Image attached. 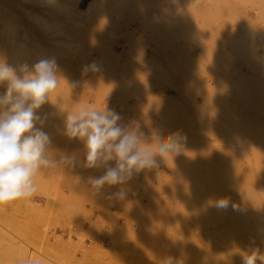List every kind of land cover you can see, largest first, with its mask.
<instances>
[{
  "label": "rangeland",
  "instance_id": "obj_1",
  "mask_svg": "<svg viewBox=\"0 0 264 264\" xmlns=\"http://www.w3.org/2000/svg\"><path fill=\"white\" fill-rule=\"evenodd\" d=\"M73 4L16 0L5 33L0 28V53L3 50L6 61L17 66L30 57L29 50L68 52L64 60L55 59L60 73L68 77L66 92H53L37 110L46 117L42 127L51 137L46 155L85 160L84 141L70 139L63 131L66 115L81 106L115 109L121 124L142 132L141 148L157 152L161 138L176 133L181 143L173 152H157L156 166L133 172L123 185H105L99 191L92 190L89 177L103 175L105 164L39 170L31 197L0 204V264H28L30 254L45 264H163V255L175 244L192 250L199 245L206 264L236 263L249 244L263 255L264 198L261 205L248 192L260 191L255 196L264 197V178L255 176L260 183L251 177L249 183L258 181L259 186L247 181L248 195L238 190L237 199L231 196L238 178L232 180V174L226 175V190L217 185L220 189L213 190L214 185L209 193L200 191L202 196L189 194L210 199V204L199 201L203 208L196 200L201 211L189 205L187 190L180 185L177 189V180L185 157L191 158V147L207 151L213 164L225 153L236 157L239 169H251L257 156L264 157L263 141L248 134L233 137L239 129L264 126V0H91L83 12ZM46 10H64L65 15L54 17ZM93 63L99 71H83ZM106 163L115 166L116 161ZM211 171L208 168L205 175L214 181ZM121 188L125 197L112 196ZM220 200H227L228 206L217 207ZM251 234H257V242ZM207 251L216 258L234 254V261L228 257L209 262Z\"/></svg>",
  "mask_w": 264,
  "mask_h": 264
},
{
  "label": "clouds",
  "instance_id": "obj_2",
  "mask_svg": "<svg viewBox=\"0 0 264 264\" xmlns=\"http://www.w3.org/2000/svg\"><path fill=\"white\" fill-rule=\"evenodd\" d=\"M95 63L85 66L84 72L99 71ZM59 65L55 58H42L18 68L0 60V82H7L6 90L0 91V204L31 197L36 191L34 177L42 168L62 165L76 168H96L105 164L103 175L89 177L93 191L105 185H123L131 179L133 172L156 166L155 156L173 152L179 148L178 133L161 138L157 152L139 147L140 131L131 130L130 125L121 124V115L108 106L102 111L81 106L64 118V134L68 138L84 141L85 160L75 156H64L60 160L46 155L51 137L42 127L46 117L38 109L48 102L59 84ZM41 125V126H37ZM116 161L115 166L106 162ZM124 189L112 193L123 198ZM228 206L227 200L216 204ZM264 264V255L259 249H250L241 258V264ZM163 264H172L165 259Z\"/></svg>",
  "mask_w": 264,
  "mask_h": 264
},
{
  "label": "bare ground",
  "instance_id": "obj_3",
  "mask_svg": "<svg viewBox=\"0 0 264 264\" xmlns=\"http://www.w3.org/2000/svg\"><path fill=\"white\" fill-rule=\"evenodd\" d=\"M74 1V0H73ZM78 1V0H77ZM139 1H141V0H139ZM155 1H157V0H155ZM16 2V0H0V25H1V22H2V20H3V18H4V16L6 15V13H7V11L10 9V7L14 4ZM69 2H71V1H69ZM76 1H74V6L76 7V4L77 3H75ZM145 2V1H144ZM147 3H148V0H147ZM151 3V2H150ZM144 4V3H143ZM151 4H154V2L153 3H151ZM159 5H160V3H158ZM73 5H71L72 7H73ZM140 5H142V3L140 4ZM145 5V4H144ZM146 6V5H145ZM145 6H140V7H144L145 8ZM150 6V5H149ZM128 7V6H127ZM139 7V6H138ZM147 7V6H146ZM130 8V7H129ZM156 8V7H155ZM131 9H133V8H131ZM169 9V8H168ZM75 10V9H74ZM79 11H81V12H83L84 11V9L83 10H81V9H78ZM135 10V9H134ZM146 10V9H145ZM159 10H161V9H159ZM163 10V9H162ZM77 11V10H76ZM148 11V10H147ZM155 11V10H154ZM131 13V12H130ZM139 13V12H138ZM142 13V12H141ZM154 13V15H155V12H153ZM162 13H165V12H162ZM127 14V13H126ZM138 15V14H137ZM147 16V15H146ZM153 16V15H152ZM138 17V16H137ZM153 17H155V16H153ZM152 17V18H153ZM157 17H159V15L157 16ZM162 18V16H160V19ZM166 18V17H165ZM143 19V18H142ZM154 19V18H153ZM153 19H151V20H153ZM145 20V19H144ZM143 20V21H144ZM147 22V21H146ZM154 22V21H153ZM147 25H148V23H146ZM150 24V23H149ZM154 25H152V27H153ZM148 27H149V25H148ZM155 27V26H154ZM147 28V27H146ZM152 30V29H151ZM155 30V29H154ZM156 31H157V29H156ZM155 31V32H156ZM159 31V30H158ZM154 32V33H155ZM151 35H153L152 33H151ZM156 38V37H155ZM103 50V49H102ZM139 50V49H138ZM133 52V51H132ZM109 53V52H108ZM141 54V53H140ZM103 55V54H102ZM141 56V55H140ZM108 57H109V55H108ZM142 57V56H141ZM105 59V58H104ZM110 59V58H109ZM0 60H3L4 61V59H3V57H2V55H1V53H0ZM111 60V59H110ZM113 60V59H112ZM139 60V59H138ZM5 62V61H4ZM99 63V62H98ZM103 68V67H102ZM184 71V70H183ZM95 73V72H94ZM70 74V73H69ZM105 75V74H104ZM59 85H60V88H58V89H56L54 92L55 93H57V92H60V93H62L63 91L64 92H66L65 91V89L64 88H66V87H64L65 86V84L66 83H68L67 81H68V77L66 76V75H62V76H60L59 77ZM75 80V79H74ZM72 82V81H71ZM76 82V81H75ZM74 83V82H73ZM72 84V83H71ZM0 85H2L4 88H6L7 87V82H0ZM70 85V84H69ZM56 95V94H55ZM60 95V94H59ZM54 96V95H53ZM50 97H52V96H50ZM50 101V100H49ZM53 103V102H52ZM50 107V106H49ZM190 128V127H189ZM254 128V127H253ZM253 128H251V129H249V130H245L244 128L243 129H239V130H237V133L235 134L236 136H233L234 138H236L237 139V136H238V138H240V137H242V136H244V135H247L248 136V138L250 137H253L254 138V140H255V138L256 139H258V140H260V141H263V144H264V126H263V128H262V130H258V129H253ZM226 131H228V130H226ZM234 131V130H233ZM245 131H247L246 132V134H245ZM234 132H236V131H234ZM229 133H230V131H229ZM191 134V133H190ZM248 138H245L244 140H247ZM243 139V138H242ZM249 140V139H248ZM254 140H253V143L255 144V142H254ZM237 142V141H236ZM235 142V143H236ZM240 142V141H239ZM250 142L252 143V141L250 140ZM198 143H200V142H198ZM262 143V142H261ZM220 144V143H219ZM241 144V143H240ZM258 144V143H257ZM238 145V144H237ZM187 147H188V145H186ZM195 146V145H194ZM208 147H209V145H207ZM226 146V145H225ZM203 147V146H202ZM210 147H212V146H210ZM264 147V146H263ZM258 148H260V147H258ZM187 149V148H186ZM191 149V158H188L187 156L185 157V161H183L184 162V164H183V166L180 168V174H179V177H178V184H177V189H179L178 188V185H180V186H184V188L187 190V193L188 192H190V193H186V195H185V197H187L186 199L188 200V202H191L189 205H191L192 204V208L194 207V205H195V207L194 208H196V207H198V206H201V203L199 204V201H203V203L204 202H206V203H204V204H210L209 202H210V199H209V201L206 199V198H204L205 199V201L203 200V199H201V197H199L201 194V192L200 191H203L204 193L203 194H205L206 192H208V188L209 189H213L214 188V185H215V189H213V190H217L219 187H224V185L225 184H227L228 183V177L226 176V175H228V176H231L230 174H232V176H231V179L236 175L238 178V180L237 179H235L236 178V176L234 177V179H235V181H237V182H235V181H233L232 182V180H234V179H232V180H230L232 183H236V184H233L234 185V190H236L237 189V191L235 192V195H234V190H233V192L231 191V193L233 194V195H231L232 196V198L233 197H235L236 196V194L238 193V190H241V191H246V193H245V191H244V193L243 194H246V196L248 195V193L250 194V195H248V196H250V198H254L257 202H259L260 204L262 203L261 201L263 200V199H261V201H260V198H264V197H262V196H255V195H257V194H259L260 193V191H259V193L257 192L256 193V191L255 192H253L252 191V194L250 193V192H248V190L249 189H247L246 188V186L244 185L247 181H248V184H246V185H254V184H256V182L257 183H259L260 182V180H258L257 179V175H259V176H261V178H264V157H261V156H257L256 157V160H255V162H253L251 165L253 166H251L252 168L251 169H246V166H245V168L243 169H239L237 166V163H234V160L233 159H236V157L235 158H233L231 155V157L233 158V159H230V158H228L227 156H226V153L224 154V157H223V159L220 161V159H219V162H217V163H214L213 164V162L210 160V158L208 157V155H207V151L205 152L204 150H200V149H198V148H196V147H191L190 148ZM202 149V148H201ZM215 149V148H214ZM237 149V148H236ZM248 149V148H247ZM238 150V149H237ZM259 150H261V149H259ZM258 150V151H259ZM188 151V150H187ZM186 151V152H187ZM190 151V150H189ZM188 151V152H189ZM216 151H217V149H216ZM226 151V150H225ZM239 151H240V149H239ZM243 151V150H242ZM245 151V150H244ZM252 151V150H251ZM231 152V151H230ZM233 152V151H232ZM248 152V151H247ZM221 153H222V151H221ZM220 153V155L222 156L223 155V153L221 154ZM236 153V152H235ZM254 153H255V151H254ZM262 153V152H261ZM228 155H229V153H227ZM256 154H257V152H256ZM259 154V153H258ZM242 155V154H241ZM221 156H218V157H221ZM255 156V155H254ZM189 157H190V155H189ZM242 157V156H241ZM247 157V156H246ZM182 158V157H181ZM252 158V157H251ZM243 160V159H242ZM254 160V159H253ZM179 161V160H178ZM182 161V160H181ZM238 161H240V160H238ZM237 161V162H238ZM177 162V161H176ZM247 162V161H246ZM240 163V162H239ZM179 165H182V162H181V164H179ZM237 165V166H236ZM243 165V164H242ZM241 165V166H242ZM250 167V166H249ZM208 168H211L213 171H211V172H213V175H215V176H213V179H214V181H212V180H209L210 178H208L207 179V175H205V174H207L206 172H207V170H208ZM179 172V171H178ZM243 173H245V175H242ZM176 175H177V171H176ZM241 175V176H240ZM178 176V175H177ZM212 176H210V177H212ZM246 176H248V177H246ZM250 176V177H249ZM255 176H257V177H255ZM215 177V178H214ZM227 177V178H226ZM246 177V178H245ZM253 178V179H257L258 181H256L254 184H253V182H254V180L252 181V184H251V182L249 183V180H251L250 178ZM240 178V179H239ZM245 178V179H244ZM248 178V179H247ZM259 179H260V177H258ZM226 179H228L227 180V182H226ZM245 180L244 182H243V180ZM247 179V180H246ZM176 181V180H175ZM229 181V182H230ZM263 182H264V180H263ZM177 183V182H176ZM261 183V182H260ZM175 185V184H174ZM219 186V187H217V186ZM235 185H236V187H235ZM258 184H256V186H257ZM213 186V188H211ZM227 186H229L228 184H227ZM252 186H249V188H251V189H253L252 188ZM255 186V187H256ZM259 186V185H258ZM217 188V189H216ZM225 188V187H224ZM223 188V189H224ZM229 188H230V186H229ZM263 188V187H262ZM181 189V188H180ZM220 189V188H219ZM256 189H257V187H256ZM225 190H226V188H225ZM229 190V189H228ZM206 191V192H205ZM220 192H221V190H219ZM218 191V192H219ZM195 192H198V195H197V193H196V196H192V195H194L195 194ZM200 192V193H199ZM217 192V193H218ZM248 192V193H247ZM191 193H193L192 195H189V194H191ZM209 193V192H208ZM211 193V192H210ZM213 193V192H212ZM226 193H228V192H226ZM255 193V194H254ZM214 194V193H213ZM261 194H264V193H262L261 192ZM189 195V196H188ZM224 195V194H223ZM238 195V194H237ZM252 195V196H251ZM184 196V195H183ZM202 196V195H201ZM209 197H210V195H208ZM218 196V195H217ZM217 196H216V198H217ZM222 196V195H221ZM226 196V195H225ZM205 197H206V195H205ZM219 197V196H218ZM239 199H241V197L242 196H240L239 195ZM180 198V197H179ZM220 199H221V197H219ZM224 198V197H223ZM227 198V197H226ZM236 199L238 198L237 196L235 197ZM234 198V199H235ZM243 198V197H242ZM259 200H258V199ZM197 199H199L198 200V202L196 201ZM238 199V200H239ZM244 200H246V198H243ZM181 200H183L182 198H181ZM211 200H212V198H211ZM254 200V201H255ZM185 201V200H184ZM195 202H197L196 204L198 205H196V204H194ZM202 203V204H203ZM186 204H187V202H186ZM262 205V204H261ZM185 206V205H184ZM191 207V206H190ZM202 207V206H201ZM162 208V207H161ZM191 208V209H192ZM203 208V207H202ZM199 209H200V207H199ZM198 208H196L195 210H199ZM193 210V209H192ZM199 211H201V209L199 210ZM191 212H193L194 213V211H191ZM183 213H184V211H183ZM187 213V212H186ZM185 213V214H186ZM190 213V212H189ZM196 213V212H195ZM188 214V213H187ZM190 215V214H189ZM195 215V214H194ZM155 221V220H154ZM240 222L242 221V220H239ZM232 223V222H231ZM234 224V223H233ZM235 225V227L234 228H236V224H234ZM229 226V225H228ZM227 226V227H228ZM155 227H156V225H155ZM233 227V226H232ZM231 228V227H230ZM156 229V228H155ZM225 230V229H224ZM228 230H229V227H228ZM232 230H233V228H232ZM221 231H223V230H221ZM235 232H236V230H234ZM142 232V231H141ZM144 232V231H143ZM154 232V231H153ZM157 233V232H156ZM189 233V232H188ZM220 233V232H219ZM231 233V232H230ZM4 234V233H3ZM232 234H233V231H232ZM57 235V234H56ZM225 235V234H224ZM234 235V234H233ZM240 235V234H239ZM245 234H243V236H244ZM254 235V234H253ZM252 234H251V236H253ZM260 235V234H259ZM255 236H257V234L256 235H254L253 237H254V239L256 238ZM261 236V235H260ZM259 236V237H260ZM263 236V235H262ZM4 237V236H3ZM56 237H59L60 238V236L59 235H57ZM230 237H232V235H230ZM242 237V236H241ZM1 238V237H0ZM144 238V237H143ZM147 238V237H146ZM149 238V237H148ZM232 238H234V236L232 237ZM238 238V237H237ZM245 238H246V235H245ZM263 238H264V236H263ZM240 239V238H239ZM248 239V237L246 238V240ZM252 239V238H251ZM251 239H249L250 241H251ZM257 239L258 238H256L255 240H254V242L253 243H255V242H257ZM259 239H261V238H259ZM3 240V239H2ZM179 240V239H178ZM242 240V239H241ZM245 240V241H246ZM262 240H264V239H262ZM228 241H230V240H228ZM244 241V240H243ZM14 242V241H13ZM12 242V243H13ZM172 242V241H171ZM175 242V241H174ZM178 242V241H177ZM247 242V241H246ZM258 242H259V240H258ZM261 242H263V241H261ZM15 243V242H14ZM7 244H9V243H7ZM152 244V243H151ZM190 244V243H189ZM216 244V243H215ZM257 244V243H256ZM259 244V243H258ZM154 245V244H153ZM170 245V244H169ZM173 245V244H172ZM176 245V246H175ZM175 245H173V246H175V247H173L174 248V250L173 249H171L172 248V246L170 247V249L171 250H173V252H171V250H170V253L167 255V256H164L163 255V257L165 258V259H171V260H175L174 262H178V260L180 261V260H182L183 262L185 261V263L184 264H187V263H190L191 262V264L192 263H194V262H196V263H194V264H200L201 262L200 261H202V263L201 264H206L205 262H203V260H204V254L205 253H203V254H201V253H199L197 250L198 249H200L201 251L203 250V249H201L200 248V246L198 245V247H196V245H194V246H192L191 244V246H192V248L194 249V250H192L191 248H188V247H186L187 245H181V244H175ZM229 245V244H228ZM231 245V244H230ZM240 245V244H239ZM4 246V245H3ZM14 246V245H13ZM139 246V245H138ZM189 246V245H188ZM190 246V247H191ZM227 246V245H226ZM232 246V245H231ZM242 246V245H241ZM204 247V246H203ZM229 247V246H228ZM244 247V246H243ZM250 249H251V247L252 246H250V244H249V246H248ZM146 248V247H145ZM153 248V247H152ZM156 248V247H155ZM166 248V247H165ZM198 248V249H197ZM237 248V247H236ZM252 248H254V246L252 247ZM10 249V248H9ZM20 249V248H19ZM168 249V248H167ZM231 249V248H230ZM249 249V250H250ZM256 249V248H255ZM260 249V248H259ZM11 250V249H10ZM149 250V249H148ZM247 250V249H246ZM6 251H7V249H6ZM6 251H4V252H6ZM22 251V250H21ZM164 251V250H163ZM204 251V250H203ZM260 251V250H259ZM16 252V251H15ZM166 252V251H165ZM164 252V253H165ZM240 252V251H239ZM246 252H248V251H246ZM263 252V251H262ZM2 253V252H1ZM167 253V252H166ZM207 253H208V251L206 252V255H207ZM231 253V252H230ZM5 254V253H4ZM10 254V253H9ZM14 254V253H13ZM155 254V253H154ZM213 254H214V252H212V254H211V252L207 255V259H205V260H207V261H209L210 262V258H214V259H216L217 261H220L222 258H223V260H225V259H228V257L230 258V259H228V260H233V258H231L232 257V255H233V257H235V255L234 254H231V256L230 255H227V258H224V257H219V258H216V257H218V256H215L214 255V257H213ZM225 254V253H224ZM227 254H229V253H227ZM242 254V253H241ZM245 254H247V253H245ZM260 254H261V251H260ZM150 255V254H149ZM211 255V256H210ZM262 255V254H261ZM263 255H264V253H263ZM6 256H7V254H6ZM9 256V255H8ZM17 256V255H16ZM154 256V255H153ZM208 256H210V257H208ZM225 257H226V255H224ZM243 255H241L240 257H238V256H236V263H237V261L242 257ZM11 257V256H10ZM21 257V256H20ZM150 257V256H149ZM237 257L239 258V259H237ZM141 258V257H140ZM152 258V257H151ZM157 258V257H156ZM206 258V257H205ZM209 258V259H208ZM4 259V258H3ZM7 259H8V257H7ZM10 259V258H9ZM138 259V258H137ZM184 259V260H183ZM203 259V260H202ZM211 260V262H214V261H216V260ZM220 259V260H219ZM177 260V261H176ZM190 261V262H188V261ZM241 260V259H240ZM240 260H239V262H240ZM22 261H23V258H22ZM165 261V260H164ZM163 261V262H164ZM172 261V262H173ZM182 261H181V264H183L182 263ZM206 261V262H207ZM226 261V260H225ZM234 261V260H233ZM2 262V261H1ZM148 262V261H147ZM200 262V263H199ZM208 262V263H209ZM224 262V261H223ZM238 262V263H239ZM27 263L28 264H45L44 262H42L37 256H35L34 254H30L29 256H28V260H27ZM155 263V262H154ZM178 263H180V262H178ZM214 263H216V262H214ZM219 263V262H218ZM222 263V262H221ZM221 263H219V264H221ZM225 263V262H224ZM230 263V262H229ZM234 263H235V261H234ZM234 263H232V264H234ZM235 263V264H236ZM257 263H260L259 262V260L257 261ZM9 264V263H8ZM225 264H227V263H225ZM231 264V263H230Z\"/></svg>",
  "mask_w": 264,
  "mask_h": 264
},
{
  "label": "crops",
  "instance_id": "obj_4",
  "mask_svg": "<svg viewBox=\"0 0 264 264\" xmlns=\"http://www.w3.org/2000/svg\"><path fill=\"white\" fill-rule=\"evenodd\" d=\"M52 1H55V2H58V1H60V0H52ZM74 1H76L75 3H77L76 4V8L77 9H81V10H83L85 7L84 6H86L91 0H74ZM78 4H79V6H78ZM66 6V5H65ZM12 7V6H11ZM11 7H10V9L7 11V13H6V15L4 16V18H3V20H2V22H1V25H0V28H1V31H2V33H5V26L7 27V24L10 22V21H8V18L10 17L9 15H7V14H13V12H12V10H11ZM81 7V8H80ZM84 7V8H83ZM46 12L48 13V14H50V15H52V16H54V17H56V16H64L65 15V12H64V10H46ZM29 30V29H28ZM27 30V31H28ZM26 31V30H25ZM30 32H32V30H29ZM26 34V33H25ZM14 42H16V40H14ZM53 49V48H52ZM29 51H31V52H29L27 55H29L30 53H31V55H30V57L28 58V59H26V61H24V63H27V64H29V65H32L33 64V62L35 61V59H36V57L38 56V57H40L41 59L42 58H61V60H64V58L66 57V56H68V52L67 51H64V50H59V49H56V50H54L53 49V51H51V52H49V51H46V50H44V49H41V48H37V50L36 51H34V52H32V50H29ZM2 54L4 53V51L2 50V52H1ZM3 57V59H4V61L8 64V65H11V66H13L14 68L16 67H19V66H17L18 64H16V63H12V62H7L6 61V59H5V57H4V55L2 56ZM24 63H22V64H24ZM16 64V65H15ZM60 66V65H59ZM60 68V70H62V67L60 66L59 67ZM62 75H64V74H61V73H59V77L60 76H62Z\"/></svg>",
  "mask_w": 264,
  "mask_h": 264
}]
</instances>
